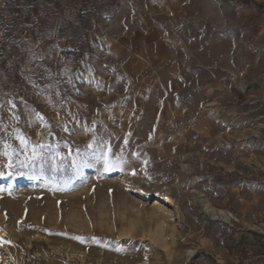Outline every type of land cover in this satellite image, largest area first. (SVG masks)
<instances>
[{
	"label": "rangeland",
	"instance_id": "374dc122",
	"mask_svg": "<svg viewBox=\"0 0 264 264\" xmlns=\"http://www.w3.org/2000/svg\"><path fill=\"white\" fill-rule=\"evenodd\" d=\"M91 1L0 69V264H264V0Z\"/></svg>",
	"mask_w": 264,
	"mask_h": 264
},
{
	"label": "crops",
	"instance_id": "0c3cea01",
	"mask_svg": "<svg viewBox=\"0 0 264 264\" xmlns=\"http://www.w3.org/2000/svg\"><path fill=\"white\" fill-rule=\"evenodd\" d=\"M10 1L25 13V17L11 31V36L18 32V29L25 32L26 41H22L21 50L28 51L27 56H30L31 63H35L37 54L42 50L45 52L43 57H47L46 62L49 66L61 67L62 64H66V56L75 53L85 37L95 34V29H107L105 18L109 9L105 1ZM119 20L120 18L117 17L111 22L119 24ZM123 28L124 23L118 27V29ZM15 54L11 49L7 50L0 57V69L12 60Z\"/></svg>",
	"mask_w": 264,
	"mask_h": 264
},
{
	"label": "built area",
	"instance_id": "2783aa9c",
	"mask_svg": "<svg viewBox=\"0 0 264 264\" xmlns=\"http://www.w3.org/2000/svg\"><path fill=\"white\" fill-rule=\"evenodd\" d=\"M24 17L25 13L10 0H0V57L14 47L11 31ZM23 36L24 33L19 38Z\"/></svg>",
	"mask_w": 264,
	"mask_h": 264
},
{
	"label": "snow or ice",
	"instance_id": "6c2138e0",
	"mask_svg": "<svg viewBox=\"0 0 264 264\" xmlns=\"http://www.w3.org/2000/svg\"><path fill=\"white\" fill-rule=\"evenodd\" d=\"M17 138L19 139L22 145H25L28 143V141L23 136H18ZM47 159H50L52 167L55 168L57 166V160L59 159V153H56L54 156L48 157ZM47 159L44 156L36 153L35 150H33V155L29 162L35 163L38 161L40 163L41 168H43L44 164L47 162ZM104 162H105V170H109L110 165L108 164V161L106 158ZM85 164H87V161H85ZM9 167H11V164H9Z\"/></svg>",
	"mask_w": 264,
	"mask_h": 264
},
{
	"label": "bare ground",
	"instance_id": "6f19581e",
	"mask_svg": "<svg viewBox=\"0 0 264 264\" xmlns=\"http://www.w3.org/2000/svg\"><path fill=\"white\" fill-rule=\"evenodd\" d=\"M164 203H165V205H167V206H172L173 205V201L170 199V198H168V197H165L164 198ZM218 214V213H217ZM220 214V213H219ZM218 214V215H219Z\"/></svg>",
	"mask_w": 264,
	"mask_h": 264
}]
</instances>
